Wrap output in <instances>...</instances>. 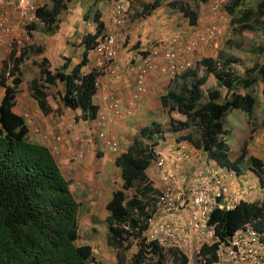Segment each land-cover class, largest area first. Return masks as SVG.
Wrapping results in <instances>:
<instances>
[{"label":"trees","instance_id":"obj_1","mask_svg":"<svg viewBox=\"0 0 264 264\" xmlns=\"http://www.w3.org/2000/svg\"><path fill=\"white\" fill-rule=\"evenodd\" d=\"M69 1L51 0L50 7L41 5L37 8V15L46 30L58 27L57 15L67 8ZM192 1L194 6L183 0H169L167 5L180 11L189 24L194 25L199 16V2L207 0ZM159 5L160 0L145 4L143 13L148 15ZM225 9L231 23L242 28L256 23L255 28L262 31L263 39L249 51L254 57L252 64L243 68L240 75L234 67L239 61L236 57L223 53L216 58L204 57L198 62L205 67L203 73L198 74L197 68L179 75L176 78L178 90L168 89L160 96V102L185 116L184 120L177 121L170 118L173 132L189 130L186 134H178L176 141L186 140L220 166L240 172L247 148L242 147L240 155L231 159L223 120L233 109L252 116L258 104L255 94L258 86L264 101V28L261 21L264 0H227ZM93 19L94 32L85 34L81 41L82 57L68 71L71 63L68 57L53 71L46 57L40 60L39 76L30 80L29 89L43 114L52 111L47 100L48 89L60 82L63 89L56 92L65 107L79 109L83 119L96 117L98 106L92 97L96 93L99 71L83 69L89 51L104 31L99 10L94 11ZM26 50L17 54L11 49L0 67V264H90L95 260L94 251L90 244L79 242L81 201L74 196L72 181L63 175L48 147L30 138L26 118L13 110L22 83L20 65ZM34 50L41 51L36 47ZM209 74L215 77L219 88L207 89L205 94L203 85ZM162 134L160 124L152 121L141 127L127 148L114 158L122 183L105 203L108 213L104 222L106 245L114 249L116 264H126V253L133 246L136 250L130 261L134 264H166L168 259L172 264H188L190 261L178 249L165 252L155 240L148 241L145 236L158 194L147 168L156 156L155 146L157 139L163 138ZM246 162L257 170L264 187L261 161L250 156ZM130 189H134V193L129 196L126 191ZM247 223L262 232L264 240V201L239 200L232 208L213 207L207 224L212 229L214 241L201 245L199 264L218 262L220 246L229 245L230 237Z\"/></svg>","mask_w":264,"mask_h":264},{"label":"rangeland","instance_id":"obj_2","mask_svg":"<svg viewBox=\"0 0 264 264\" xmlns=\"http://www.w3.org/2000/svg\"><path fill=\"white\" fill-rule=\"evenodd\" d=\"M46 0H36L37 5L44 2ZM136 2L135 0H133ZM187 1V0H183ZM191 5L194 6V2L192 0ZM217 4V8L212 10L208 5L201 4L202 7L199 19L204 20L205 22L199 23L200 25L206 26L210 22H217L222 27V36L219 38L217 46L212 48L211 46L205 47L204 49L200 50L201 52L195 53L194 56L191 58V66L194 65V68H197L196 62H198L203 57L207 56H216L220 53L225 55L233 56L238 59V62H235V71L242 75L243 68L250 66L254 57L251 53H249L252 47H255L256 44L263 39L262 31L257 30L255 28L256 23L250 24L246 28L240 27L237 23H231L230 16L226 12L225 4L227 0H214ZM71 8L63 9L58 15L56 23L58 27L52 31L46 30L44 24L37 25V31L35 37L33 39H29L27 42L32 44H39L45 47H50V55L49 57L55 59L57 58V53L60 54H69L72 58L80 57V50L76 49L78 45L77 39L82 31H87L88 29L91 30V26L94 24L93 19V12L98 9L99 11L105 13V4L102 0H73L71 4ZM76 5L82 8V13H78V9H76ZM162 6L164 9H169L170 13L177 14L176 21L178 26L188 28L187 20L182 16L181 12L177 9L171 8L166 4L165 1L162 2ZM207 10V11H206ZM88 12L89 14V21H87V17L84 14ZM132 15V11L130 12ZM204 16H207L205 18ZM207 20V21H206ZM262 27L264 28V17L261 19ZM203 26V27H204ZM59 28H61V32H59ZM72 29H76V34L71 35ZM18 35H3V39L0 36V66L3 58H5L12 46L9 45L13 37L19 38L22 36L23 29L19 27ZM69 37L70 42L67 43L68 49L70 52L63 46L64 38ZM35 41V42H33ZM32 50H29L27 55V59L23 61L20 65L23 68L22 77L24 79V84H22L23 90L28 89L29 82L31 78L38 75V68L37 65L33 66L29 63L32 59H34L35 55ZM34 60L32 62L36 63ZM31 62V63H32ZM70 68V66L67 68ZM176 80L172 81L171 78L167 79V85L161 88L159 93H165L166 90L172 89L174 87V83ZM218 88L216 84L215 78L213 75H208L206 83L203 85V91L205 94L207 93V89H214ZM221 91H224V88H220ZM260 86L257 87V92H259ZM57 91L56 87H52L50 89V94L53 95ZM2 94V89L0 88V96ZM262 95V94H261ZM30 94L28 91V99ZM259 97V95L257 94ZM50 99H52L50 97ZM162 107V106H161ZM264 108V107H262ZM226 116V119L228 118ZM134 116V115H133ZM132 116V117H133ZM153 116L154 120L159 122L164 130V133L167 137L165 141L160 140L158 147L159 155L166 159V169L169 170L171 174L175 172L178 178L174 177V190H173V197L180 201L183 204V209H185V202L191 195L192 189L195 185L199 183L202 177H205L204 174L206 172L203 171V168L209 169L211 167V163L207 161V159L202 155V153H198L195 155L191 160L185 158L184 161L175 159V155L178 150H185L186 153L190 152V147L185 146V148L180 147V143L177 145L175 141L176 135L179 133H187V129L180 130L178 132H172L170 128V117L177 120H184L185 117L183 114L178 113L175 109L168 112L165 108H161L160 111L158 109H152V113L148 115H142L138 118H134L131 121H127V125L130 128V135L133 131L135 133L142 125L148 124L150 119L148 117ZM256 117V119H255ZM252 120V124H246L243 132L239 129L240 125L234 129L233 126L230 125V132L227 136V139L231 146L236 149H239L241 143H245L249 149L250 153L258 154V156H262L264 159V150L261 147V143L257 139V136L264 132V112L263 114L256 113V116ZM90 123L84 121H78L77 127L75 128V133L78 134L79 138L86 139L93 135L90 130ZM94 127V126H93ZM248 128L251 130L248 132ZM108 134V133H107ZM109 136V135H108ZM237 137H241V141H237ZM95 142L98 141V138L94 136ZM117 142L118 150L122 148V145L119 144V140L117 138L113 139ZM243 141V142H242ZM176 144V145H175ZM179 146V147H178ZM95 150V148H92ZM117 150V151H118ZM91 151V149H90ZM114 152L116 155L118 152ZM231 159L237 157L236 152L231 149L230 151ZM187 160V161H186ZM190 160V161H188ZM100 161V160H99ZM102 161V162H101ZM100 162L101 165L98 164L97 161L91 163L93 170H91L90 176L89 174H72L67 175L69 179L72 181V186L74 189V196L78 201H81L78 213V225H79V242L80 243H88L92 246L94 251L95 260L90 264H116L115 258V251L111 249L108 245H106V223L104 222V218L108 211L105 208V203L107 198L110 197L111 192L117 188H121V177L120 171L116 169V166L109 158H104ZM81 167L84 168V165L81 164ZM214 167V166H212ZM73 170L78 171V169L73 168ZM244 172L246 170L243 169ZM82 173V171H79ZM147 173L149 177L152 179L155 187L159 191L163 187L164 178L161 176V172H159L154 165L152 164L149 169H147ZM256 175V174H255ZM257 176V175H256ZM87 182H83L85 178H87ZM258 178V176H257ZM228 179H231L229 182L231 183L230 186V194L234 195L235 193L242 191L243 188L245 190H256L259 191V183L260 180H256L255 176L249 175H241L240 177L235 175L229 176ZM84 191V195L82 194ZM126 193L130 196L134 193V189L127 190ZM238 199H248L250 194L239 193L236 195ZM241 239L243 242L249 243L246 239V235L241 234ZM208 237V236H207ZM252 244V243H251ZM230 246L221 245L219 249V260L215 264H264V247L259 249L256 247V251L252 252L253 257H247L246 259H242V256H245L248 251L242 245V247L238 249H233L235 251L234 254L231 252ZM136 250V246H133L127 253V260L126 264H133L130 261L131 254ZM190 256L191 262L190 264H199V257L197 256ZM166 264H172L170 260L167 261Z\"/></svg>","mask_w":264,"mask_h":264},{"label":"crops","instance_id":"obj_3","mask_svg":"<svg viewBox=\"0 0 264 264\" xmlns=\"http://www.w3.org/2000/svg\"><path fill=\"white\" fill-rule=\"evenodd\" d=\"M72 1L68 2L67 9L69 10L71 8ZM83 1V0H80ZM102 2L105 4V13L101 12V17L104 21V25L108 26L110 25L108 21V13L110 9V4L107 2V0H102ZM14 5L15 0H0V9H8L11 14L14 15ZM207 4H205L206 6ZM130 12L132 11V15H130L129 23H127L125 28H118L117 29V38L119 42V48L117 52V57L115 59V64L117 65V74L115 77L108 75L107 73H100L98 80L100 83V87L96 93V95L93 97V101L98 104L99 110L98 114H104L106 118L108 119V129L110 131V136L112 138H117L119 140V144L122 145V147H127L129 144V139L132 138L135 131H133L130 135V133H127L130 129L128 125H126V121L124 119H119L116 117H113L112 113L110 112L107 104V100H105V96L110 92H115L117 96L119 97L121 101V105L123 108H126L128 106L132 107L134 118H138L142 115H148L150 113L151 108L158 109V111L161 110V105H159V99L158 97L161 95L158 91L161 90L166 84L167 80L164 76L160 75L158 70H154L147 79V92L142 95L141 98L136 99L134 102L133 100V89H134V71L132 68L133 64H136L140 58L141 55H143V51H147L150 49L151 45L159 40L160 38H164L175 32L176 29L179 28L178 23L176 21L177 14L170 13L169 9H164V7L160 4L158 7L153 9L150 14L146 15L144 13H140L141 6H140V0L130 1ZM76 9H78V13H82L83 9L78 7L76 5ZM201 11V10H199ZM207 11V10H206ZM12 15V16H13ZM87 16V14H86ZM14 17V16H13ZM89 17V16H87ZM176 17V18H175ZM201 17V16H200ZM207 18V16H204ZM90 18H87V21H89ZM202 20V19H199ZM14 26L12 30L9 32L11 34H15L19 28V25L17 21L14 19ZM202 22H205L202 20ZM95 28V23L91 26V30L82 31L77 39L78 45L76 46L77 50H80V55L82 56V50L83 45L81 43L82 38L87 33H93ZM36 27L32 30V34L30 37L32 39L35 37L36 34ZM71 31V29H70ZM76 29H72L71 35L76 34ZM59 32H61V28H59ZM2 34V31L0 30V36L2 39L4 38ZM6 36V35H5ZM34 40V39H33ZM35 42V41H33ZM70 42L69 37L64 38L63 46L67 50V52H70L67 46V43ZM34 48H38L41 51H35L32 50L34 53H37L34 57L35 60H41L42 57H46L48 59V65L49 68L53 71L56 68H58L62 63L64 62L65 57H68L71 59L70 67L74 65L75 63L79 62L81 59V56L72 58L69 54H60V52L57 53V58L53 59L49 56L50 55V47H41L39 44H32ZM32 47V49H34ZM29 53V50L27 51V55ZM26 56V55H25ZM92 51H89L88 53V63L87 66L91 65V62L95 64L94 58L92 57ZM28 58V57H27ZM25 58V59H27ZM3 59H6L3 58ZM24 59V60H25ZM32 59V61H34ZM31 61V62H32ZM29 63L33 66L37 65V72H39V64L38 62ZM23 73V68H21ZM22 84H24V81L22 79ZM22 84L18 87V92L16 94V104L14 106L15 112L18 114H22L29 125L30 134L32 138H35V141L39 139V135L33 130L35 128H40L42 130H45L49 132L50 134L54 132V120L57 118V116H62L66 120H74V116L80 114V110H71L67 107H64L61 100L60 95L56 92L55 94L51 95L48 94V102L50 106L52 107V111L48 114H43L37 104L36 101L33 99V97L30 94V89H24L22 88ZM63 84L60 82L57 83V89L61 90L63 89ZM28 91H29V98L28 99ZM50 97L52 99H50ZM258 106L255 108L253 115L256 116V113L263 114L264 112V101L262 100L261 96L257 100ZM228 118L226 119L224 124L231 125L235 128H237L238 125H240V130L243 132L246 124H251V117H247L244 112H242L239 109H233L231 111ZM153 116L148 117V119H152ZM128 119L129 118H125ZM131 119V118H130ZM249 119V122H248ZM256 119V117H255ZM86 121V120H84ZM133 121V120H132ZM251 129L248 128V132ZM63 142L60 145V152L59 155L55 157L57 163L59 164L63 174L65 177H68L67 175L72 174L73 176L75 174H89V169L93 170L91 163L95 161L97 158L98 164H102L101 160L104 159L107 156L106 151H109L110 149L106 147L102 142H99V145L101 146V150L104 151V155L100 156L101 153L98 150L99 146L96 145L95 150L96 151H90L93 141L90 138H87L86 145H88V152L85 149L82 154L80 153L79 149V136L75 132H71L69 134L63 135ZM257 139L261 143V147L264 150V132L260 133L257 136ZM41 142V141H40ZM166 142V141H165ZM43 143V142H42ZM45 144V143H44ZM51 144V140H48L46 142V146L49 147ZM161 145V144H160ZM187 145H190L189 143ZM122 149L121 151H123ZM82 156V157H79ZM205 156V154L203 153ZM258 156V154H256ZM110 156V154H109ZM261 160V169L264 171V159L262 156H258ZM101 162H100V161ZM242 164H246L248 170L246 171L247 175L249 176H255L256 180L258 181L257 176L255 173H253V168H251V165L249 162H245V160L241 161ZM81 164L84 165V173H80L79 169H81ZM73 168L78 169V171L73 170ZM240 168V167H239ZM245 174V175H246ZM242 174L238 175L239 177ZM90 176V175H89ZM259 177V176H258ZM89 177L85 178L83 182H87V179ZM261 187V193L251 189V190H245L243 188L242 191H239L234 194L233 200H235V195L241 193L244 194H250V197L247 199V201L251 202L252 200H256L259 196V201L264 200V188L261 186L260 182H258ZM230 201L231 198H230Z\"/></svg>","mask_w":264,"mask_h":264},{"label":"clouds","instance_id":"obj_4","mask_svg":"<svg viewBox=\"0 0 264 264\" xmlns=\"http://www.w3.org/2000/svg\"><path fill=\"white\" fill-rule=\"evenodd\" d=\"M116 1H120V2H122V3H124L125 4V6H126V8H127V13H128V15H127V21L125 22V24L123 25V26H121V27H116V26H114L113 24H112V22H111V20H109V17H108V21H109V23H110V25H108V26H105L104 25V31H103V33L96 39V42H95V44H94V46H93V48L90 50V51H92V54H93V58H94V61H95V64H93V62H91V65L90 66H87V64H86V66H84L83 67V69L85 70V71H88L89 69H96V70H98L99 71V74H98V77H99V75H100V73H102V72H104V73H107L108 75H111V76H113V77H115L116 76V74H117V65L115 64V59H116V57H117V54H116V57L113 59V60H111V61H103V63L102 64H99V62H98V59H97V56H96V54H95V52H94V47H95V45L97 44V42H98V40H99V38H101L104 34H105V32H107L108 30H113L114 32H115V34H116V44H117V52H118V48H119V42H118V38H117V29L118 28H125L126 27V25H127V23H129V19H130V13H129V9H130V7H129V5H130V1H133V0H107V2L110 4V8H111V6H112V4L114 3V2H116ZM136 1V0H135ZM154 0H150V1H143V0H140V6H141V11H140V13H143V6L145 5V4H149V3H151V2H153ZM163 1H165L166 2V4H167V2L169 1V0H160V4L162 5V2ZM198 1H200V0H198ZM185 2H187L189 5H191L190 3H191V1L190 0H187V1H185ZM215 3V1L214 0H207L206 2H199V8H198V12H199V16H200V13H201V11H199V10H201L202 9V7L200 6L201 4H207L208 6L207 7H209L210 9H212V10H214V9H216L218 6H217V4H214ZM227 3V2H226ZM41 5H48L49 7L51 6V0H46V1H44V2H42V3H40L39 5H37L38 7L39 6H41ZM193 6V5H192ZM37 7V8H38ZM67 7H68V3H67ZM67 9V8H66ZM96 10H98V9H96ZM37 11V10H36ZM37 13V12H36ZM86 14H87V16H89V14H88V12H86L85 14H84V16H86ZM93 14H94V12H93ZM110 14V9H109V13H108V15ZM86 16V17H87ZM183 16V15H182ZM199 16H198V20H197V22L194 24V25H192V24H189V22H188V19L187 18H185L184 16V18L187 20V25H188V28H184V27H181V26H179V28L178 29H176L175 30V32H173L172 34H170L169 36H167V37H164V38H160L159 40H157L156 42H154L152 45H151V47H150V49H148L147 51H143V55H141L140 56V58H139V60H138V62L136 63V64H133L132 65V68H133V71H134V89H133V100H132V102H134L136 99H139V98H141L142 97V95H144L146 92H147V79H148V76L154 71V70H158L159 71V73H160V75H162V76H164L165 78H166V80L168 79V78H171L172 79V81H174V80H176L175 81V83H174V87L172 88V89H174V90H178V84H179V81H177V77L179 76V75H181L182 73H184V72H186L187 70H195V68H194V65L193 66H191V62H192V60H191V58L194 56V54L195 53H198V52H201L200 50H202V49H204L205 47H209V46H211L212 48H215V46H214V44L213 43H209L210 45H204V46H202V47H200L199 49H197V50H194V51H192V52H189V53H185V55H184V63H185V67L183 68V69H181V70H178V71H176V72H174L173 74H167V73H163L162 71H161V69H162V67L165 65V63H166V61H165V59H164V57L162 56V54H163V52H164V49L163 48H159V45L162 43V42H164V41H166L168 38H170L171 36H173V35H175L178 31H181V30H185V31H187V30H190L191 28H198V29H200V30H204V28L208 25V24H210V23H212V22H210V23H208L206 26H204V25H200L199 23L201 22V20H199ZM264 17V16H263ZM87 18H89V17H87ZM102 21H103V19H102ZM207 21V20H206ZM214 22V21H213ZM95 23V22H94ZM103 23H104V21H103ZM215 23H217V22H215ZM38 24H43L41 21H40V19H39V21H37V23H35V24H30V25H28V27H26V31L25 30H23L22 31V36L20 37V43L19 44H17L16 43V40H17V37H16V35H15V37H13V39L11 40V42L9 43V45L10 46H12L11 48H10V50H9V52L11 51V49H15L16 50V53L18 54L20 51H22V50H25V48H27V50L26 51H28V50H34V49H32V48H28V46L29 45H32V43H29V42H27L29 39H32V37H30V35L32 34L31 32H32V30L33 29H35V27H36V29H37V25ZM217 24H219V23H217ZM220 25V24H219ZM204 26V27H203ZM221 26V25H220ZM19 29V28H18ZM95 29V28H94ZM1 30V29H0ZM223 30V29H222ZM25 31V32H24ZM10 32V31H9ZM9 32H3L2 31V34H5V35H13L14 36V34H11V33H9ZM223 32V31H222ZM16 34V33H15ZM25 35H27V36H25ZM222 36V35H221ZM181 37H182V39L184 40V38H183V36L181 35ZM221 38V37H220ZM218 41H219V39H218ZM218 41H217V43H218ZM217 46V45H216ZM42 47V46H41ZM157 49V53H154V51ZM9 52H8V54H9ZM8 54H7V56H6V58L8 57ZM218 55V54H217ZM217 55L216 56H211V57H213V58H216L217 57ZM27 57V54H26V56H24V58H23V60H22V62H21V64L23 63V61H24V59ZM82 57V56H81ZM207 57H210V56H207ZM66 58V57H65ZM204 58V57H203ZM88 59V58H87ZM143 59H148L149 61H151L152 62V64H153V68H152V70L150 71V73L148 74V76H147V79H146V81H145V84H146V92L145 93H143V94H140V95H136V67H137V65L138 64H140V63H142V61H143ZM35 60V59H34ZM35 62H38V64H39V62H40V60L39 61H35ZM198 62H200V60L198 61ZM198 62H196V64H198ZM87 63H88V61H87ZM217 64H219V63H217ZM198 67V70H197V72H198V74H202L203 73V71H204V69H205V67H204V65H202L201 63H199L198 65H197ZM1 67V66H0ZM20 68H21V66H20ZM196 68V69H197ZM209 75H212V74H209ZM37 76H39V72H38V75ZM35 77V76H34ZM98 77H97V79H96V82H95V86H96V93H97V91H98V89H99V87H100V83H99V80H98ZM214 77V76H213ZM215 78V77H214ZM22 79H23V77H22ZM32 79V78H31ZM23 81H24V79H23ZM216 81V80H215ZM25 83V82H24ZM22 84V83H21ZM217 84V83H216ZM167 85V84H166ZM52 87H56V89H57V85H54V86H50V88L48 89V92L50 91V89L52 88ZM219 88V87H218ZM28 89H29V85H28ZM58 90V89H57ZM30 91V90H29ZM166 92H167V90H166ZM165 92V93H166ZM50 93V92H49ZM56 93V92H55ZM96 93L93 95V97L96 95ZM111 93H113L114 95H115V97L117 98V100H118V109H119V113L118 114H115V113H113V111L111 110V105H110V102L108 101V99H107V97H108V95H110ZM164 92L163 93H161V95H163V94H165ZM256 95L258 94L259 95V97L257 96V99L258 98H260V96H261V94H260V92H256L255 93ZM2 95V94H1ZM160 95V96H161ZM160 96L158 97V99H159V105H161L162 106V104H161V102H160ZM1 97V96H0ZM93 97H92V101H93ZM262 98V97H261ZM34 99V98H33ZM35 100V99H34ZM47 100H48V98H47ZM105 100H107V104H108V108H109V110H110V112L113 114L112 116L113 117H116V118H119V119H124V121H126V125H127V121H128V119H125V118H129V120L131 121L132 119H134L133 117V110H132V107L131 106H128V107H126V108H123L122 107V105H121V101H120V99H119V97L117 96V94L115 93V92H110V93H108L106 96H105ZM263 100V99H262ZM93 103H95L94 101H93ZM97 106H98V104L97 103H95ZM64 106V105H63ZM257 106H258V104H257ZM65 107V106H64ZM162 108H166L167 110H168V112H170L171 110H173V109H168L167 107H164V106H162ZM70 109V108H69ZM152 109L153 108H151V112L150 113H148V114H151L152 113ZM13 110H14V107H13ZM40 110V109H39ZM72 110V109H71ZM98 110H99V106H98ZM176 110V109H175ZM15 111V110H14ZM179 113V112H178ZM231 112H228L227 114H230ZM227 114H226V116H227ZM101 116H103L104 117V121H105V123H106V125L104 126V127H102L101 128V126H100V124H99V121H96V119H98V118H100ZM133 116V117H132ZM225 116V117H226ZM247 116V115H246ZM77 117H79L78 119H77ZM185 117V116H184ZM225 117H224V120L223 121H225ZM248 117V116H247ZM251 117V124H252V120L254 119V115L252 114V116H250ZM249 117V118H250ZM131 118V119H130ZM170 118H172V117H170ZM59 121V120H63V121H70V120H66L64 117H62V116H57V118L54 120V124H55V122L56 121ZM84 120H86V121H84ZM78 121H84V122H89L91 125H90V130H91V132L93 133V135H91L90 137H87V138H90V139H92V141H93V145H92V147H91V151H96V150H92V148H95L96 147V145H98L99 146V148H98V150L100 151V153H101V155L100 156H103L104 155V151H102L100 148H101V146L99 145V142H102L106 147H108L110 150L109 151H106V153H107V156L105 157V158H109L113 163H114V158H115V156L118 154V153H120L121 152V150L122 149H126L127 147H122L120 150H118V146H117V142L115 141V140H113L114 138H112L111 136H110V131H109V129H108V123H107V121H108V119L106 118V116L104 115V114H98V112H97V115H96V117L94 118V119H83V117L82 116H80V114H78V115H76V116H74V120H72V121H70V122H73V124H74V128L72 129V130H68V131H66L65 133H63V135L64 134H69V133H71V132H74L75 131V128L77 127V123H78ZM152 121H154V122H157L156 120H154V118L152 117V119H150V121L148 122V124H145V125H142V127L143 126H146V125H149V124H151V122ZM248 122H249V119H248ZM157 123H159V122H157ZM224 123V122H223ZM160 124V123H159ZM94 126V127H93ZM160 126H161V124H160ZM224 127H225V129H226V132H227V134L225 135V137H226V141H227V144H228V146H229V148H230V151H231V149H233L235 152H236V154H237V156H239L240 155V152H241V148L242 147H245V148H247V155L245 156V158H244V160H245V162H246V159L247 158H249L250 156H253V157H256L258 160H260L259 159V157L256 155V154H253V153H250L249 152V149H248V147H247V145L245 144V143H241L240 144V146H239V149L236 151V149L235 148H233L232 146H231V144L229 143V141H228V139H227V136H228V134H229V132H230V126L229 125H227L226 123L224 124ZM161 128H162V126H161ZM170 128H171V124H170ZM140 129V128H139ZM138 129V130H139ZM54 132H52L51 134L49 133V132H47V131H45V130H42V129H40L39 127L38 128H35L34 130H33V132H35V133H37L38 135H39V139H36V140H40L41 141V143L43 142V144L45 143L46 144V142H48V140H51V144L49 145V147H48V149L50 150V152H51V154L54 156V158L56 157V156H58L59 155V152H60V145L62 144V142H63V138H62V140L61 141H56V139H55V137L53 136V133H55L57 130H56V128H55V125H54ZM138 130H137V132L136 133H134L133 134V136H132V138L138 133ZM183 130V129H182ZM188 130V129H187ZM100 131H102V132H104V136H100L99 135V133H100ZM162 131H163V138H159V139H157V141H158V144L155 146V151H156V156H155V158H153L152 160H151V163H150V165H149V167L153 164L154 165V168H156L159 172H161V176L164 178V183H163V187L158 191V194L155 196V198H156V201H155V211H154V213H153V215L149 218V220H148V227H147V230L145 231V236H146V238H147V240L148 241H151V240H155L157 243H158V245L160 246V247H162L160 244H159V242H158V240H156V239H150L149 238V235H148V229H149V227H150V220H155V221H157V220H176V221H178V222H181V223H187V221H188V219L190 218V216H191V214H192V205H193V199H194V195H195V192L197 191V189L199 188V187H204L205 189H206V193H207V198H208V200H209V206L211 205V208H210V210H208V212H207V214H206V217L204 218V219H202V223L203 224H205V227H201L199 230H195V231H190L189 232V236L187 235L186 236V238H187V242H185V244H183L181 247H174V246H170V247H168V248H164V247H162V249H164V251L166 252V251H168L169 249H178L179 251H181L182 253H184L185 255H187L188 257H189V262H188V264H190V262H191V259H190V256L189 255H191V256H197V257H199V251H200V247H201V245L203 244V243H212L213 241H214V238H213V232H212V229H211V227L210 228H208V224H207V219H208V215H209V213H210V211H211V209L213 208V207H219V208H232L235 204H237L238 203V201L239 200H245V201H247V199H238V197L235 195V200H233V196L232 195H229L230 194V186H231V183L229 182L231 179H228V177L229 176H233V177H235V175H240V174H246L247 172H244L243 171V169L244 170H248V168H247V165L244 163V164H242V163H240L241 164V167H240V172H236L234 169H229V168H226V167H222V166H220L219 164H217L213 159H210V158H208L206 155L204 156L206 159H207V161H209L212 165H211V167L209 168V169H206V168H203L202 170L203 171H205L206 170V172L204 173L206 176L205 177H202L201 178V180L199 181V183L197 184V185H195L194 186V188L192 189V192H191V195H190V197L188 198V200L185 202V209H183V204L184 203H181L180 201H177L174 197H173V190H174V177H176V178H178L177 177V175L175 174V172L173 173V174H171L170 172H169V170L168 169H166V159H164L162 156H160L159 155V151H158V149H156V147H158V145H160L159 143V141L160 140H163V141H165V139H167V137H166V135H165V133H164V130L162 129ZM189 131V130H188ZM173 132V131H172ZM108 133V134H107ZM127 133H130V129L128 130V132ZM175 133V132H174ZM179 134H182V133H179ZM183 134H186V133H183ZM109 135V136H108ZM29 136H30V138L32 139V140H34L35 141V138H32L31 137V134H30V129H29ZM94 136H96L97 138H98V141L97 142H95L96 140L94 139ZM177 136V135H176ZM158 137V136H157ZM87 138L86 139H84V138H80V140H79V149H80V153L82 154V152L84 151V154H85V149L87 150V152H88V145H86L87 143H86V141H87ZM132 138L131 139H129V143L131 142V140H132ZM241 141V137H237V141ZM40 141H38V142H40ZM107 141H110V144H108L107 143ZM175 141H176V137H175ZM243 142V141H242ZM176 143H177V145L180 143V147H183V148H185V146H188V147H190V152L189 153H186V151L185 150H178L177 151V153L176 154H174L175 155V159H179V160H182V161H184L185 160V158H187V159H192L195 155H197L198 153H202V155H203V152H202V150H200V149H196V148H194L188 141H186V140H182V141H176ZM190 144V145H187V144ZM129 145V144H128ZM127 145V146H128ZM176 145V144H175ZM54 147H56V149H54ZM179 147V146H178ZM118 150V151H117ZM123 150V151H124ZM118 152L116 155H114V152ZM109 154H110V156H109ZM79 157H82V156H80L79 155ZM190 159V160H191ZM235 159V158H234ZM56 160V159H55ZM97 160V158L95 159V161ZM190 160H188V161H190ZM187 161V160H186ZM261 161V160H260ZM57 162V161H56ZM159 162H161V164H158ZM92 163H94V162H92ZM59 165V164H58ZM101 165V164H100ZM115 165V164H114ZM212 166H214V167H212ZM60 167V166H59ZM149 167L147 168V169H149ZM251 168H253L252 166H251ZM61 169V168H60ZM116 169L117 170H119V168L116 166ZM62 171V170H61ZM79 171H82V173H84V168L83 167H81V169H79ZM120 171V170H119ZM257 171V170H256ZM255 171V169L253 168V173H255L257 176H259L258 174H257V172ZM63 173V172H62ZM90 173H91V169H89V175H90ZM148 174V173H147ZM64 175V174H63ZM82 175H84V174H82ZM149 176V175H148ZM68 180H70L69 179V177H66ZM258 179L260 180V177H258ZM217 180H219V184L216 182ZM260 184H261V186L263 187V184H262V182H261V180H260ZM223 188L225 189V191H223ZM264 188V187H263ZM167 189H169L170 190V192H171V196H172V198H173V203H174V206H175V209H172V210H167L165 207H162V205L159 203V201H160V199H159V197L163 194V192H165ZM218 190H220L221 191V194L219 195V196H216L215 195V193L218 191ZM261 187H259V191H257V192H259V193H261ZM256 191V190H255ZM260 197L261 196H259L258 198H256V200H252V201H256V202H261V201H259V199H260ZM109 198V197H108ZM108 198H107V200H108ZM230 198H231V200L232 201H230ZM211 200H212V203H211ZM251 201V202H252ZM264 201V200H263ZM251 232H254V234H251ZM241 234H244V235H246V239H247V241L249 242V243H246V242H243L242 241V239H241ZM208 236V237H207ZM237 238L238 240H239V244L238 245H235L234 243H232L233 241V239L234 238ZM263 239V233L262 232H259V231H257L256 229H254L253 228V226L250 224V223H247V224H245L244 225V227L243 228H241V229H239V230H237L231 237H230V239H229V245H226V246H230L231 248H233V249H238V248H240V247H242V245L246 248V250L248 251V253L245 255V256H242V259L244 260V259H246L247 257H253V253L252 252H254V251H256V247L257 248H259V249H261V248H263L264 247V240H262ZM252 243V244H251ZM222 245H225V244H222ZM195 248L197 249V253L195 252ZM220 249V248H219ZM233 249H231V252H232V254H234L235 253V251L233 250ZM219 252V251H218ZM219 254V253H218ZM168 260H170V259H168ZM134 264V263H133Z\"/></svg>","mask_w":264,"mask_h":264},{"label":"built area","instance_id":"obj_5","mask_svg":"<svg viewBox=\"0 0 264 264\" xmlns=\"http://www.w3.org/2000/svg\"><path fill=\"white\" fill-rule=\"evenodd\" d=\"M37 7L36 0H15L14 15L11 14L8 9H0L1 31H11L14 26V19L17 21L19 27L23 30H25L28 25L37 23V21H39V16L36 13ZM127 15L128 13L125 4L120 1H116L112 4L108 17L114 26L121 27L127 21ZM16 33V35L20 34L18 30ZM181 35L183 36L184 40L182 39ZM221 35L222 27L215 22L208 24L204 30L191 28L187 31H178L175 35L171 36L159 45V48L164 49L162 56L166 61L161 71L163 73L173 74L174 72L183 69L185 67V53L197 50L204 45H210L209 43H213L214 46H216ZM16 43H20V37L17 38ZM94 52L97 56L99 64H102L103 61H111L116 57V34L113 30H108L101 38H99L97 44L94 47ZM154 53H157V49L154 51ZM152 68L153 64L148 59H143L142 63L137 65L136 95L146 92L145 81ZM107 99L110 102L113 113L118 114V100L115 95L111 93L108 95ZM103 119V116L96 119V121H99L101 128L106 125ZM54 125L57 130L55 133H53L56 141H61L63 138V133L74 128L73 122L70 121L67 122L63 120H57ZM99 135L101 137L104 136V132L100 131ZM107 143L110 144V141H107ZM54 149H56V147H54ZM158 164H161V162ZM216 182L219 184V180ZM223 191H225L224 188ZM220 194V190L215 193L216 196H219ZM159 199V203L162 205V207H165L167 210L175 209L173 198L169 189L163 192ZM210 208L211 205L209 206L206 189L204 187H199L195 192L192 205V214L187 223H181L176 220H150V227L148 229L149 238L158 240L159 244L164 248H168L170 246L181 247L183 244H185V242H187L186 236H189L190 231H197L202 226L205 227V224L202 223V219L206 217V214ZM251 234H254V232H251ZM232 241V243L235 245L239 244V240L236 237ZM195 252H198L196 248Z\"/></svg>","mask_w":264,"mask_h":264}]
</instances>
